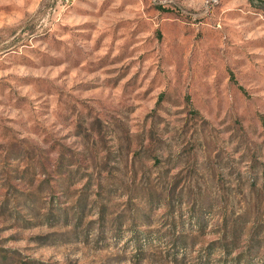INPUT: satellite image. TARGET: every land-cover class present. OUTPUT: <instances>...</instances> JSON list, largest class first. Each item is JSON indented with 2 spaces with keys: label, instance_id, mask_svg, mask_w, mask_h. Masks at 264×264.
<instances>
[{
  "label": "rangeland",
  "instance_id": "rangeland-1",
  "mask_svg": "<svg viewBox=\"0 0 264 264\" xmlns=\"http://www.w3.org/2000/svg\"><path fill=\"white\" fill-rule=\"evenodd\" d=\"M0 264H264V0H0Z\"/></svg>",
  "mask_w": 264,
  "mask_h": 264
}]
</instances>
